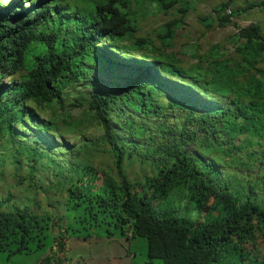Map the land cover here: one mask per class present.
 I'll list each match as a JSON object with an SVG mask.
<instances>
[{
  "label": "trees",
  "instance_id": "obj_1",
  "mask_svg": "<svg viewBox=\"0 0 264 264\" xmlns=\"http://www.w3.org/2000/svg\"><path fill=\"white\" fill-rule=\"evenodd\" d=\"M66 2L0 4V75L11 78L0 81V163L31 167L52 163L55 188L64 194L65 206L63 222L28 204L7 210L0 207V259L3 254L9 259L37 254L42 264H63L57 247L60 251L67 243L71 248L72 241L104 237L109 241L141 239L148 260L161 264H264L246 249L257 230L264 228V207L246 187L238 190L218 170L223 155L233 153L226 145L233 146L239 133L252 139L239 149L260 144L263 150L248 155L264 162L261 24L243 27L233 37L237 57L225 58L215 45L198 56L197 64L185 67L176 53L166 49L173 46L176 31L185 24L192 8L188 3L98 0L71 10ZM145 4L157 12H176L158 29L160 44L151 36L137 35L138 10L133 5ZM232 6V0L223 1L214 8L215 17L202 20L207 26L214 22L225 26L234 15L264 6V0ZM128 52L141 59L127 60ZM112 66L132 68L138 74L125 77L123 85L114 82L107 87ZM103 69L107 77L99 80L108 89L82 94L80 99L105 130L103 142L114 158L116 175L80 157L79 150L72 161L57 159L53 150L58 144L48 134L50 123L33 107L63 105L66 89L84 80L87 72ZM181 77L193 80L198 94L188 86L170 90L169 80ZM161 88L179 100L159 98ZM218 97L228 100L227 105L221 106ZM148 117L159 124L150 123ZM159 133L169 140L157 142ZM190 143L194 150L186 148ZM83 147L90 146L84 143ZM133 154L155 166L150 185L142 193L134 190L126 173V158ZM173 196L186 198L193 207L177 210L170 205ZM189 211L194 219L186 216ZM90 261L101 264L96 256Z\"/></svg>",
  "mask_w": 264,
  "mask_h": 264
},
{
  "label": "rangeland",
  "instance_id": "obj_2",
  "mask_svg": "<svg viewBox=\"0 0 264 264\" xmlns=\"http://www.w3.org/2000/svg\"><path fill=\"white\" fill-rule=\"evenodd\" d=\"M66 1L65 5L74 10L76 7H84L86 2L94 4V1L98 0ZM223 1L229 0H182L176 5L180 6L181 3L185 2L192 8L185 17L184 26L176 31L173 46L168 47L166 51L176 53V56L182 60L185 67L197 64L198 56L209 53L215 45L220 47L221 54L225 58L237 57V44L234 42L233 37L235 38L239 30L253 23L261 24L264 29V6H257L246 13L234 15L231 22L225 26H220L217 22L207 26L202 18L215 17L214 8ZM232 1V8L235 9L244 7L249 2L263 0ZM10 2L11 0H0L2 5H8ZM133 8L138 10L139 31L137 35L151 36L160 44L157 38L158 29L166 21L171 20L176 12L172 11L169 14L157 12L150 4L147 6L146 4L142 5L141 8L133 5ZM124 58L134 62L141 59L139 54L132 52L125 53ZM252 58H255V56L252 55ZM149 60L156 61L154 59ZM259 67H264V59L260 61ZM109 69L111 72L108 74L110 85H107V87H112L114 82L123 85L125 77L138 74L132 68L112 66ZM106 73L105 69L87 72L84 80L65 90L62 95L63 105L54 104L44 108L33 107L45 123H50L51 128L48 129V134L58 144V147L53 150L57 159L72 161L73 154L79 150L78 155L80 157H88L94 165L116 175L114 158L103 142L105 130L94 118V113L89 110V105L87 103L82 104L80 99L82 94L89 96L92 92L106 89L107 87H104V84L99 80L103 79L104 81V78L107 77ZM163 76L168 77L164 74ZM0 81L10 82L11 78L0 75ZM168 85L171 87L170 90L173 91L188 86L198 94L197 84L189 78H172L169 80ZM159 95V98L166 101L179 100L175 94H170L169 90L162 93V88ZM217 101L221 106L228 103V100L222 97H218ZM178 117L182 122V118ZM172 119L174 120V118ZM148 121L159 124V121L151 117H148ZM169 138V136L159 133L156 141L169 140ZM250 140L252 139L246 137L244 133H239L237 138L234 139L233 146L228 143L226 147L230 146L233 153L231 156L223 155L218 170L221 172L222 178L225 181H231L232 185L237 187L238 190H243V187H246V190L264 207V162L259 159L260 157L250 158L248 155L254 151L260 152L263 147L254 143L239 149L244 142ZM84 143L89 144L90 147L84 148ZM142 143L147 142L142 141ZM51 146L55 148L54 145ZM186 148L194 150L192 143L188 144ZM211 156L212 154L208 155V158L210 159ZM142 158L144 157L141 155L133 154L127 157L125 161L127 176L134 190L138 193L148 189L151 176L155 171V166ZM55 170L56 167L50 162L38 163L33 167L27 164L17 166L12 161L0 163V207L7 210L13 209L16 205L28 204L39 213L51 212L55 215L56 220L63 222L65 220L64 194L59 190L56 191L57 177ZM171 200L170 205H173L177 210H180L182 206L184 208L193 207L186 198L180 200L177 196H173ZM186 216L192 219L195 218L190 211ZM59 217L62 218L59 219ZM55 230L58 232L60 230L59 226L56 225ZM255 236V240H251L246 244V249L256 254L260 260H264V228L258 229ZM102 238L95 240L92 237L81 243L72 241L71 248L67 243L66 249L60 251L57 247V256L64 259L63 264H93L90 260L94 256H96L97 263L101 264L107 262L109 264H161L157 260L152 262L148 260L146 244L141 239H133L130 242L126 240L109 241L104 237ZM99 258H103L104 262H102L103 259H100V261ZM37 261V254H17L10 259L3 254L0 264H42L40 260Z\"/></svg>",
  "mask_w": 264,
  "mask_h": 264
}]
</instances>
